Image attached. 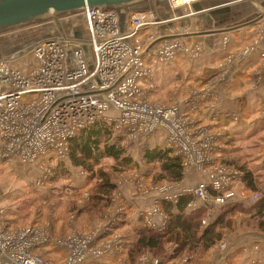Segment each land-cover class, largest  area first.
<instances>
[{
	"label": "built area",
	"instance_id": "built-area-1",
	"mask_svg": "<svg viewBox=\"0 0 264 264\" xmlns=\"http://www.w3.org/2000/svg\"><path fill=\"white\" fill-rule=\"evenodd\" d=\"M168 1L173 5L175 0ZM191 1L195 0H182L181 4ZM120 7H84L79 10L85 25L83 37H77L78 32L49 35L18 56L0 59V162L15 158L28 164L43 155L64 160L69 140L105 118L115 132L123 134L124 140L134 139L138 145L153 136L162 137L163 147L181 157L184 172L194 168L205 175L204 181L183 194L201 201L207 211H216L232 199L231 188L241 179L242 172L216 163L214 150L219 132L195 126L187 111L197 107V98L185 101V111L179 105L140 99V84L150 68L143 54L146 43L139 35L144 28L159 22L150 12H137L122 24ZM145 36L155 39L153 34ZM175 48V43L162 44L156 54L167 61L175 55ZM28 55L34 64L24 68ZM259 56L264 60V51ZM20 60L22 68L13 65ZM175 189L176 185L169 183L150 189L158 199L154 207L143 213L148 229L162 231L165 222L156 227L150 224L148 214H159L165 219L159 203H175L181 195ZM248 197L254 204L262 198V191H254ZM2 215L0 207V264H85L87 258L98 257L110 248L108 243L91 246L99 231L53 236L37 225L12 230L4 224ZM206 222L204 219L202 224ZM47 241L68 253L59 261L44 259L35 248ZM137 261L144 264L148 258L142 255ZM150 261L160 264L156 258Z\"/></svg>",
	"mask_w": 264,
	"mask_h": 264
},
{
	"label": "crops",
	"instance_id": "crops-1",
	"mask_svg": "<svg viewBox=\"0 0 264 264\" xmlns=\"http://www.w3.org/2000/svg\"><path fill=\"white\" fill-rule=\"evenodd\" d=\"M119 12L122 24L132 13H152L159 24L147 30L148 32L151 30L149 33L158 38H170L176 34L189 35L219 28H234L219 34L189 35L184 38L187 42H197L200 45L199 51L196 52L197 57L195 60H190L197 61L198 68L190 83L194 81L193 89L200 90L192 91L191 96L184 101L195 98L199 100L196 102V108H187L195 126L203 127L212 133L219 132L220 137L214 150L215 159L231 164L240 163L252 172L255 171L254 173L264 168V60L259 56L264 51V18L256 23H249L259 15L264 17V0H195L179 6L172 5L168 0H142L122 5ZM211 12L216 13L210 15ZM248 23L247 26L235 27ZM250 45L254 47L253 50L247 54L243 53L242 50ZM183 56L188 59L184 54ZM183 56L178 55L172 62L173 72L177 68L183 69L188 66L184 64L186 59ZM144 60L147 63L146 57ZM187 61L190 63L189 60ZM179 62L182 64H178ZM198 79L201 80L200 86H196ZM150 142L160 147L164 145L163 138L157 135L148 138L144 144ZM141 150L143 153V148ZM130 166H133L128 170L132 172L131 174L140 173L138 171L140 169L136 170L135 165ZM204 180L205 175L197 169L187 170L183 179L175 184V190L182 195L183 191L193 188L196 183ZM115 186L116 190L109 197L111 201L109 211L123 209L125 225L118 229H115L118 226L111 228V225H116L114 219L119 217L115 213L111 219L113 223L105 228L102 227L98 237L91 243V246L96 247L108 243L110 248H106L98 257L87 258L85 264H130L125 255L131 244L133 230L138 227H148L147 218L143 217L146 214L144 212L148 211L145 208L154 207L158 199L157 194L150 190L141 193L134 186V180L132 182L119 180ZM245 190L240 179L231 188L232 199L227 204L243 203L245 207L250 206ZM161 203L162 201L159 205ZM199 207H203V203L194 199L188 210ZM220 209L206 210L207 222L211 221ZM162 215L166 218L163 219L159 214H148L150 224L159 227L166 223L167 215L165 213ZM246 219L247 215L242 213L234 216L231 229L223 230L221 240L199 258L196 264L263 263L264 234L252 233L240 228V224ZM75 220L73 214L71 216L66 214L65 219L60 216L55 219L53 232L49 229L46 231L53 236L58 235L60 231L75 232L77 229L71 227ZM31 225L39 227L38 222ZM35 251L44 259L52 261H59L68 253L65 248L58 247L51 241L36 247ZM147 258L148 261L144 264H151V257ZM137 262L136 260L135 264ZM161 264L183 263L176 258L161 260Z\"/></svg>",
	"mask_w": 264,
	"mask_h": 264
},
{
	"label": "rangeland",
	"instance_id": "rangeland-1",
	"mask_svg": "<svg viewBox=\"0 0 264 264\" xmlns=\"http://www.w3.org/2000/svg\"><path fill=\"white\" fill-rule=\"evenodd\" d=\"M84 26L80 11L64 14L51 12L40 16L34 21L1 30L0 59H9L12 55L18 56L20 55V51H25V49L30 47L34 42L49 35L61 33L69 35L78 32L76 36L83 37ZM150 28L153 27L149 26L144 28L139 35L141 40L146 43L143 50L145 52H143V54L144 58L146 57L147 60V63L146 61L145 63L150 68L149 75L146 79L142 80L140 84L142 86L140 99L145 102L164 104L166 106L179 105L183 111H185L184 108L186 103L184 99L191 96L192 91L200 90L198 88L193 89L192 83H194V81L190 83L195 71H198L196 66L197 61L192 62L190 60H195L197 56L194 51L199 49L200 45L197 42H187V40L184 39L185 37L166 38L156 42V40L159 39L158 37L150 39L145 36L150 34L149 32L151 30L149 32L147 30ZM178 32L182 33V31ZM174 43L176 44V53L172 59L167 61L159 59L158 54H156V49L162 44L168 45ZM249 47H252V45ZM249 47L242 50L243 53L245 50L249 49ZM85 50L88 52L87 46H84V51ZM183 54L188 59H186ZM178 55L186 59V63L184 64H188V66H185L183 69L177 68V70L173 72L172 62ZM26 59L27 62L24 68L34 64L31 55H28ZM187 60H189L190 63ZM22 62V60L14 62L13 65L22 68ZM178 64H182V62ZM200 82L201 80L198 79L196 86H200ZM101 119L107 122L105 118ZM162 135L164 134L162 133L161 136ZM112 141L114 143L118 142L123 147L125 154L132 160L130 165H135L136 170L139 168L140 170L138 171H140L141 174L137 172L136 175L131 174L132 172L128 170L133 166L128 165V167H126L127 165H124V162L117 164L109 158H104L99 165H93L91 171L71 167L67 157L61 160L53 156L43 155L28 164L22 163L15 158H8L0 162V207L3 208L2 220L4 224H6L9 229L15 230L38 222L40 228L44 230L49 229L53 232L52 229L54 228L53 224L55 223V219L60 216L65 219L66 214H70V216L73 214L76 220L71 227L77 229L75 232L78 231V233L89 234L91 231L100 232L102 231V227L105 228L108 224L113 223L111 219L114 217L113 215L117 213L119 217L114 219L116 225H111V228L115 226H118L115 229L123 227V225H125V217L122 216L123 209H119V211L116 210L115 212L109 211L111 209L110 200L104 207L100 205L99 209L96 207L94 208L96 203H94V199L91 198V196L97 191V186L100 183L99 170L106 173L110 183L115 185L119 180H127L128 182L134 180V186H136V189L140 190V192H149L150 189L152 190V188L155 189L161 185L167 184L168 181L164 177L162 178L157 165L146 164L142 159L141 149H146L147 146L148 148L158 147L156 143L150 142L138 145L134 139L124 140L123 134L120 132H114ZM216 163L220 166L224 165L228 168L235 169L236 171L239 170V168H236L228 162H220L216 159ZM238 165H240V163H238ZM254 175L256 177L254 178L256 182L255 187L252 189L244 185L246 188V196H249L259 189H264V168H261L259 172L257 171ZM133 176L135 177L133 178ZM263 195L264 190L262 191V196ZM145 210L149 211V208L146 207ZM233 218L232 221H234ZM142 228L147 227H138L133 230L134 234L131 236V244L125 255L130 264H134L133 261H130L129 257L130 254L135 252L136 247L134 246V242L138 232ZM60 232H58L56 236L68 235L70 233L75 234V232H68V230ZM170 246L172 245L165 244L162 250L156 252L162 254L168 250V252L171 253L172 247L169 249ZM144 256L154 258L149 254ZM155 258L159 260L161 264L162 259L158 257ZM176 258L181 260L183 264H196L198 261L196 255L193 254H181L180 257H171V259ZM259 264H264V262Z\"/></svg>",
	"mask_w": 264,
	"mask_h": 264
},
{
	"label": "trees",
	"instance_id": "trees-1",
	"mask_svg": "<svg viewBox=\"0 0 264 264\" xmlns=\"http://www.w3.org/2000/svg\"><path fill=\"white\" fill-rule=\"evenodd\" d=\"M114 132L110 123L100 119L76 133L68 142L67 160L70 166L91 171L93 165H99L104 158H109L117 164L124 162V165L128 167L132 160L125 154V150L118 142L112 141ZM142 156L144 163L157 165L162 178L164 177L167 183L177 184L183 179L184 169L181 157L173 155L170 149L163 146L162 148L160 146L148 148L147 146L143 149ZM232 165L242 172L241 182L253 189L256 183L254 172L244 165L236 163ZM99 172L100 183L97 191L91 196L96 203L94 208L97 209L100 205L101 207L107 205L110 195L116 190V186L110 183L107 174L101 170ZM193 201L191 195L182 194L175 203L162 202L160 211L167 215L162 231L151 228L140 229L134 242L136 249L130 254V261L135 264L138 257L146 254L162 260L180 257L181 254H193L199 259L221 240L223 230L231 229L232 218L239 213L247 215V219L240 224L244 231L264 234V195L247 207L243 203L225 204L205 225L202 224V221L208 217L205 208L188 210V205ZM165 244L172 245V252L169 253L167 250L162 254L157 253L156 251L162 250Z\"/></svg>",
	"mask_w": 264,
	"mask_h": 264
},
{
	"label": "water",
	"instance_id": "water-1",
	"mask_svg": "<svg viewBox=\"0 0 264 264\" xmlns=\"http://www.w3.org/2000/svg\"><path fill=\"white\" fill-rule=\"evenodd\" d=\"M137 1L142 0H0V31L9 29V27L34 21L40 16L51 12L64 14L82 10L84 7H114L128 5L129 3ZM214 13L216 12H211L210 15H214ZM263 18V15H259L249 23L257 22ZM249 23L235 27L247 26ZM233 29L234 28H219L204 32L191 33L189 35L200 36L204 34H219ZM189 35L176 34L170 38L189 37ZM165 38L166 37H159L156 42Z\"/></svg>",
	"mask_w": 264,
	"mask_h": 264
},
{
	"label": "bare ground",
	"instance_id": "bare-ground-1",
	"mask_svg": "<svg viewBox=\"0 0 264 264\" xmlns=\"http://www.w3.org/2000/svg\"><path fill=\"white\" fill-rule=\"evenodd\" d=\"M174 4L173 5H181V3H182V0H175L174 2H173Z\"/></svg>",
	"mask_w": 264,
	"mask_h": 264
}]
</instances>
